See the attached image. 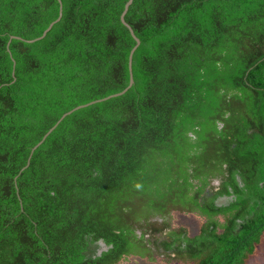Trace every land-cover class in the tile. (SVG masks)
Returning <instances> with one entry per match:
<instances>
[{
  "label": "trees",
  "instance_id": "1",
  "mask_svg": "<svg viewBox=\"0 0 264 264\" xmlns=\"http://www.w3.org/2000/svg\"><path fill=\"white\" fill-rule=\"evenodd\" d=\"M128 1L62 0L28 43L59 1L0 0V264H246L262 242L264 0H133L134 84L33 151L129 86Z\"/></svg>",
  "mask_w": 264,
  "mask_h": 264
},
{
  "label": "water",
  "instance_id": "2",
  "mask_svg": "<svg viewBox=\"0 0 264 264\" xmlns=\"http://www.w3.org/2000/svg\"><path fill=\"white\" fill-rule=\"evenodd\" d=\"M59 1V3H60V13H59V17H58V19L57 20H55L54 22H52L51 24H50V26L45 30V32L43 33V35L41 36V37H39V38H37V39H34V40H26V39H22V38H20V37H16V36H13L12 37V39H18V40H23V41H25V42H28V43H34V42H36V41H39V40H42V39H44L46 36H47V34L52 30V28L55 26V24H57L59 21H61V19H62V17H63V3H62V0H58ZM133 3V0H129L128 1V3L126 4V6H125V10H124V12H123V14H122V17H121V20H122V22H123V24L130 30V32H131V34H132V36H133V38L135 39V41H136V44L134 45L135 47L132 49V51H131V54H130V58H129V69H130V84H129V86L125 89V90H123L122 92H120V93H117V94H114V95H111V96H109V97H107V98H104V99H99V100H96V101H93V102H91V103H88V104H85V105H81V106H78V107H76L75 109H73V110H71V111H68L66 114H64L62 117H61V119L56 123V125H54L50 130H49V132L45 135V137L43 138V140L33 149V151H35L41 144H43L44 143V141L46 140V138L60 125V123L67 117V116H69V115H71L72 113H74V111H76V110H80V109H82V108H85V107H89L90 105H93V104H96V103H99V102H103V101H106V100H108V99H110V98H113V97H118V96H121V95H124L131 87H132V85L134 84V74H133V68H132V66H133V56H134V54H135V52H136V50L138 49V47H139V44H141V40L136 36V34H135V32H134V30H133V28L126 22V19H125V16H126V14H127V12H128V10H129V7H130V5ZM24 169H26V168H24ZM23 169V170H24ZM229 200H231V199H229ZM100 244H101V246H102V248H101V250L98 252V255H101V253L103 252V251H108V246L106 245V243H104V241L103 240H101L100 242H99Z\"/></svg>",
  "mask_w": 264,
  "mask_h": 264
},
{
  "label": "rangeland",
  "instance_id": "3",
  "mask_svg": "<svg viewBox=\"0 0 264 264\" xmlns=\"http://www.w3.org/2000/svg\"><path fill=\"white\" fill-rule=\"evenodd\" d=\"M173 228H185L190 236H195L198 234L201 227V219L199 216L190 213H180L175 212L172 218ZM139 236H142V232L138 231ZM166 256L158 257L156 262H149L147 260H142L141 258L131 257L128 260V263L125 264H186L183 262H168ZM246 264H264V236L261 244L258 245L257 250L254 255L248 260Z\"/></svg>",
  "mask_w": 264,
  "mask_h": 264
},
{
  "label": "flooded vegetation",
  "instance_id": "4",
  "mask_svg": "<svg viewBox=\"0 0 264 264\" xmlns=\"http://www.w3.org/2000/svg\"><path fill=\"white\" fill-rule=\"evenodd\" d=\"M239 179V185H240V187H244V184L242 183V180L240 179V177L238 178ZM213 185H216L217 187L218 186H220V184H219V181H215L214 183H213ZM209 190V189H208ZM217 190V189H216ZM209 194H211V193H209ZM229 199H231V200H229ZM234 199H235V195H234V193L232 192L230 195H227V196H221V197H219L218 199H217V201H216V204L217 205H219V206H228V205H230L233 201H234ZM264 236V235H263ZM147 238H148V236H147ZM102 248V246H101V244H100V249ZM162 256H164V255H162ZM161 256V257H162ZM148 261V260H147Z\"/></svg>",
  "mask_w": 264,
  "mask_h": 264
},
{
  "label": "bare ground",
  "instance_id": "5",
  "mask_svg": "<svg viewBox=\"0 0 264 264\" xmlns=\"http://www.w3.org/2000/svg\"><path fill=\"white\" fill-rule=\"evenodd\" d=\"M239 1H240V0H239ZM139 49H140V48H139ZM130 52H131V51H130ZM221 135H222V134H221ZM221 135H220V136H221ZM217 139H218V138H217ZM221 139H222V138H221ZM221 141H222V140H221ZM224 141H225V140L223 139V142H224ZM218 142H219V141H218ZM221 144H222V142H221ZM218 145H219V144H218ZM227 145H228V144H227ZM227 145H226V146H227ZM219 147L221 148V146H219ZM216 148H217V147H216ZM218 150H219V148H218ZM227 150H228V149H227ZM220 151H221V150H220ZM222 151H223V150H222ZM205 152H206V151H205ZM208 153H210V152L208 151ZM215 154H216V153H215ZM217 154H218V152H217ZM210 155H211V154H210ZM210 155H209V156H210ZM224 155H225V154H224ZM224 155H223V156H224ZM217 156H219V159H221L219 154H218ZM228 157H229V155H228ZM238 158H239V157H238ZM253 158H254V157H253ZM216 159H218V158L216 157ZM229 159H231V158L229 157ZM229 161H230V160H229ZM215 162H216V161H215ZM217 162H218V161H217ZM222 164H223V163H222ZM225 164H226V163H225ZM225 164H224V165H225ZM215 165H216V164H215ZM216 167H217V166H216ZM220 170H221V169H220ZM219 172H220V171H219ZM222 174H223V173H222ZM263 178H264V177H263ZM263 181H264V180H263Z\"/></svg>",
  "mask_w": 264,
  "mask_h": 264
}]
</instances>
